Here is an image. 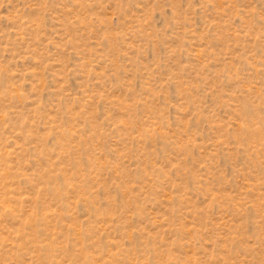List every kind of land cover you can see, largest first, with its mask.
<instances>
[{
  "label": "rangeland",
  "instance_id": "obj_1",
  "mask_svg": "<svg viewBox=\"0 0 264 264\" xmlns=\"http://www.w3.org/2000/svg\"><path fill=\"white\" fill-rule=\"evenodd\" d=\"M0 264H264V0H0Z\"/></svg>",
  "mask_w": 264,
  "mask_h": 264
}]
</instances>
